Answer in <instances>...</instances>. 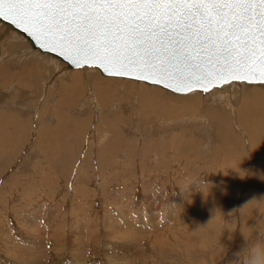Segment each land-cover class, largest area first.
I'll return each instance as SVG.
<instances>
[{
  "label": "rangeland",
  "instance_id": "rangeland-1",
  "mask_svg": "<svg viewBox=\"0 0 264 264\" xmlns=\"http://www.w3.org/2000/svg\"><path fill=\"white\" fill-rule=\"evenodd\" d=\"M29 67L39 72L30 78V84L26 79ZM71 71L114 77L118 80L113 85L137 81L103 75L92 66L69 67L59 58L32 48L27 38L0 21V117H4L0 122V264H235L248 244L243 233L250 235L249 244L264 239V163L248 154L247 129L240 128V132L230 122L234 135L230 143H240L235 145L236 157H230L224 154L223 139L216 136L219 129L214 119L211 139L203 125L194 129L191 123L179 120L145 130L139 127V120L135 121L138 103L130 97L123 98L131 101L123 107L124 115H119L114 104L112 115L119 118L102 125L98 120L102 110L92 109L97 99L93 92L91 95V87L86 91L84 81L74 90L72 100L60 91L65 82L62 76ZM155 85L173 94L189 93ZM250 85L264 90L260 83L232 81L220 86L219 92L225 102L234 101L235 95H247ZM211 89L207 93L195 89L205 98V110L203 104L198 105L199 114L207 110V115L212 114L214 107L210 106L218 103L213 101ZM88 95L92 102L87 99V104ZM60 99L66 103L64 111L85 118L80 142L74 143L73 150L57 144V139H38V129L43 126L61 127L59 114L39 121L44 100L47 112H63ZM170 102L182 103L176 99ZM254 102L252 96L250 104ZM80 103L85 107L83 112ZM223 110H227L224 117H230L223 107L216 115L222 117ZM143 115L150 117L146 112ZM16 116L22 120L19 130L12 125ZM112 139L120 140L117 153L100 159L102 152L98 151L103 146L109 148ZM217 209L223 214L212 223L229 221L232 231L226 230L219 238L221 247L191 251L200 235L193 230L206 225ZM64 228L61 247L56 233ZM125 231L131 236L121 241ZM137 252L144 253L137 258ZM116 253V258L110 259Z\"/></svg>",
  "mask_w": 264,
  "mask_h": 264
},
{
  "label": "snow or ice",
  "instance_id": "snow-or-ice-1",
  "mask_svg": "<svg viewBox=\"0 0 264 264\" xmlns=\"http://www.w3.org/2000/svg\"><path fill=\"white\" fill-rule=\"evenodd\" d=\"M4 4L13 6L12 23L45 36L53 45L48 51H70L74 67L99 61L91 66L107 76L166 81L162 86L174 92L195 85L207 93V85L229 80L252 83L257 67L264 76V0H0Z\"/></svg>",
  "mask_w": 264,
  "mask_h": 264
},
{
  "label": "bare ground",
  "instance_id": "bare-ground-1",
  "mask_svg": "<svg viewBox=\"0 0 264 264\" xmlns=\"http://www.w3.org/2000/svg\"><path fill=\"white\" fill-rule=\"evenodd\" d=\"M27 70H28V72H27L26 79L29 78V84H30L31 83L30 78H33V79L36 78L39 75L38 74L39 72H38V69H36L35 67L34 68L29 67V69H27ZM62 77L65 78L64 79L65 82H63L61 84L60 91L63 92V94L65 96H67L70 100L74 99V95H75L74 93L76 92V88L81 86V82H83V81L85 82L84 88H86V91L90 92L91 89L93 90V91L91 90V95L94 94V96L97 99L96 100L97 102L94 104L91 103L93 105L92 109L95 110V108H96V109L102 110L101 114L98 118V120L100 119L99 124L103 125V124L108 123V122L113 123L114 122L113 119L115 118L114 117L115 115L114 116L112 115L114 113L112 108H114L113 107V106H115L114 104H116V106L119 107V109H118L119 115H120V113L122 115L125 112L124 109L126 107H128L129 103L131 102L129 100L125 101V100H123V98L130 97V98H132V102L135 100L138 103V109L137 110H138V113L141 114L142 118L140 117V115L138 113H136L134 115H136L135 121L136 122H137V120L140 121V123L138 122V124H141V126H139V127L142 129L149 130L151 128L150 125H152V126L156 125V127L159 126L161 128L163 126H166L170 121L179 120L178 122H180L182 124L191 123V125H194V129H200L201 128L200 125H203L208 130V138L211 139V137L214 135V133L212 132V125L210 126V124L212 123V120L214 119L216 122H218L217 129H219V132L216 133V136L221 137L223 139V141H224L223 145L225 148L224 150L227 151V153L224 152V154H226V155L229 154L230 157L231 156L236 157L233 155V153L235 152V145L238 143H236L235 145H231V143H232L231 141H234V140H231L234 137L233 132L231 130V127H232L231 123H233L236 126V128L238 127L237 129H239V131H240V128H241V131L244 128L249 131L250 134H248L246 132L247 133L245 135L246 140L243 139L249 144L248 146L250 147V149H249L250 151L248 154L251 153V155L254 156V159L256 160V162L258 161V162L264 163V90L262 91V89L258 86H255V85L251 86L250 85L251 87H249V89L246 93L247 95H244L243 97H239L238 95H235L236 97H235L234 101H230V100L228 101L227 100V102L224 101L225 98H223V96L221 95L222 93L219 92V90L221 91L222 89H220V87H213L210 90V92L213 94V101L218 102V103L217 104L215 103L213 106H210V105L209 106L212 108L216 107L217 109L216 108L211 109L212 114L207 115V111H209V110L201 112V114H199L201 109H198V105L203 104V106H202V109H203L205 98H202V96H200V95H202V93H200V95H199L198 94L199 92L197 90H193L187 94L179 95V94H173L167 90H162L156 85H147L144 82H139V81L129 82V83H121L120 82L121 84L117 83L116 85H113L114 83H112V82H114V80H118V79H115L114 77H105V76L101 77V76H98L95 74H89V75L85 76V75H81V74L79 75L75 71H73L69 75H63ZM22 78H24V77H22ZM22 78H20V81L26 80V79H22ZM84 78H85V80H84ZM60 79H63V78H60ZM26 84H28V83H26ZM260 84H263V85H261V87L264 88V83H260ZM132 85H134V87H132ZM90 87H91V89H90ZM224 87H222V88H224ZM132 88H135V89L133 90ZM259 88L261 89V91H259ZM0 90H3V89L0 88ZM74 90H75V92H74ZM92 92H93V94H92ZM255 93H256V95H254ZM52 95L54 96V94H52ZM252 96H254L255 102L250 104V99L252 98ZM89 97H91V96L88 95L87 98L85 99L87 101V104H88L89 100L91 101V99H92V98L89 99ZM87 99H89V100H87ZM171 99L179 100L182 103L178 106L173 105L170 102ZM85 100L83 99L82 102H84ZM199 101H203V103L201 102V104H199ZM197 102H198V104H197ZM224 103H226V104H224ZM131 104H133V103H131ZM81 105H80L81 107L80 106H78V107H79V110L82 111L84 105H83V103ZM42 106L43 107H41V108H43V110H41L42 113L39 116V121H41L43 117L52 118V115L59 114L60 115L59 116V122H63L64 124L62 123L63 126L61 125V127H59V125L57 124V125H48L45 127L43 126L41 129H38V130H40L39 136H38L39 141L46 142V141H49L52 139H57V141H58L57 144H59V142H60L62 144L63 148H66V149L68 148V149L73 150V147L75 145L74 143H76L77 141L80 142L79 141L80 138H78V136L81 132L80 131L81 126L85 123L84 122L85 118H84V120H83V117L82 118L81 117L76 118L74 116H71L67 111H64L63 107H67V106H66V103L63 99L59 100V106L63 110L62 113L47 112L49 109L47 100H44V103ZM123 107H124V109H123ZM210 107H208V108H210ZM222 107L228 109V114L230 113V117L227 115L224 117V115H223V114H225L224 111H227V110L222 111L223 112V113H221L223 115L222 117L219 115H216V114L220 113V112L218 113L217 111L218 110L221 111ZM122 109L124 110V112L122 111ZM203 110H205V109H203ZM215 110L217 113L214 112ZM111 111H113V112H111ZM145 112L148 113L150 115V117H148V116L143 117L144 116L143 114ZM132 117H133V115H132ZM132 117L130 119H132ZM5 118H7V117H5ZM118 118H115V119H118ZM120 119H122V118H120ZM143 119H145L147 121V124H145L146 121ZM2 120H4V117L1 116L0 122ZM13 120L14 121L12 122V125L16 128V130H19L20 128H22L21 127L22 126V124H21L22 120L19 116L14 117ZM214 120H213V123H214ZM101 121L103 123H101ZM143 122H145V123H143ZM180 123H178V124H180ZM0 124H2V123H0ZM215 124H217V123H215ZM5 125H3V126L5 127ZM214 128H215V126H214ZM221 128H223L222 131L220 130ZM43 130L45 131V134H43L41 132ZM244 132H242V134ZM242 137L244 138V136H242ZM248 139H249V141H248ZM117 140L112 139L108 143L109 148H106L105 146H103V148H101L98 151L99 153L102 152L100 155V159H103L104 156H105V158H108L109 157L108 154H111L114 157V155L117 153L115 151H117L116 149L118 148V142H120V140H118V141ZM218 141H219V139H218ZM235 141H236V139H235ZM233 144H234V142H233ZM239 145H240V143H239ZM239 145H236V147ZM245 146L246 145H244V148H245ZM204 148H207V144L204 145ZM222 148H223V146H222ZM205 150H207V149H205ZM238 151H239V149H238ZM243 152H241V153H243ZM250 160H251V157H250ZM113 162H115V161H113ZM33 222H35V221H33ZM108 224H109V222H108ZM108 224H106V225H108ZM127 226H129L131 228V225H129V224ZM114 229H116V227ZM117 229L120 230L119 228H117ZM125 229H129V228H125ZM108 231L112 232V230H108ZM131 232L134 234L133 231H131ZM53 233H52V235H55ZM118 233L119 232H117V234ZM128 233H129L128 231H125L124 233H122L123 237L119 238V239L121 241H124L125 238L129 239L131 235ZM56 235H57L56 237L58 239L57 240L58 244L62 247L63 243H64L63 242L64 237H65V228L59 234L56 233ZM56 237H55V240H56ZM131 240H133V239L131 238ZM98 242H100V241H98ZM120 243H123V242H120ZM106 245H108V243H106ZM125 245H127V244H125ZM129 246H130V244H129ZM113 248L115 250L118 249L117 246H114ZM41 253H43V252H41ZM133 253H135V252H133ZM137 253H139V252H137ZM143 253L144 252L137 254L138 255L137 258H139V256ZM115 256H117V253L115 255L112 254V257L110 259H115L116 258ZM121 260L123 261V258H121ZM132 262L136 263L137 261L132 260ZM38 263H39V261H38Z\"/></svg>",
  "mask_w": 264,
  "mask_h": 264
},
{
  "label": "water",
  "instance_id": "water-1",
  "mask_svg": "<svg viewBox=\"0 0 264 264\" xmlns=\"http://www.w3.org/2000/svg\"><path fill=\"white\" fill-rule=\"evenodd\" d=\"M11 7H13V6L8 5V4L0 5V9H2L4 14H5L4 18H0V21L2 23L9 25L15 31L21 33L25 38L28 39V41H29V43H30L32 48L37 49V50H39L42 53L51 54V55L59 58L64 63H66L67 66L74 67L73 63L75 61V58H74L73 54L70 51H68L67 49H64V48H59V47L54 48L52 51H48L47 49L53 48V45L46 40L45 36L41 35L36 29L32 28L31 26L20 23L19 20H16L15 24L12 23V20H14L15 17L12 14H10V12H9V9ZM17 25H19V26H17ZM25 28H27V31H25ZM61 52H63L64 56H67L68 59H64V56L60 55ZM70 61L72 63H70ZM94 63L98 64L99 61H89L88 62V66H91ZM82 66H84V61H80V63L76 64L75 67H82ZM105 67H107V71L108 72L115 71V69L112 66H110V65H106ZM99 71L103 75H105L103 71H101V70H99ZM256 71H257V75L256 76H250L249 79L252 80V83H264V76L259 75V72H260L259 67H257ZM132 75H134V74H132ZM118 77H120V76H118ZM124 78H131V76H125ZM131 79H133V78H131ZM148 79L149 80L155 79V77H149ZM236 81L237 82H241L239 80H236ZM230 82H232V81L229 80L228 82H214L213 84L207 85V87H208V90H209V89H211L213 87H220V86H223V85H225L227 83H230ZM163 83H166V81L162 82L161 84H157V85L162 86ZM245 83H247V82H245ZM173 87H175V85H173ZM167 89L171 90L170 88H167ZM195 89H199V90H201L203 92V90H202V88L200 86H195L194 85L193 86V90H195ZM177 92L185 93L187 91L186 90H181V91H177Z\"/></svg>",
  "mask_w": 264,
  "mask_h": 264
},
{
  "label": "clouds",
  "instance_id": "clouds-1",
  "mask_svg": "<svg viewBox=\"0 0 264 264\" xmlns=\"http://www.w3.org/2000/svg\"><path fill=\"white\" fill-rule=\"evenodd\" d=\"M221 214L223 213L217 209L213 214V218L206 225L199 226L193 230V232L200 233V235L197 237L191 251L206 252L212 247H221L218 243L219 238L222 237L226 230L228 232L232 231L227 226L228 223H230L229 221L212 223ZM243 234L247 239L248 244L247 247L240 253V260L235 262V264H264V239L249 244L250 235L248 233Z\"/></svg>",
  "mask_w": 264,
  "mask_h": 264
}]
</instances>
